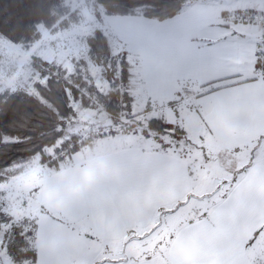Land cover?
Here are the masks:
<instances>
[{"label":"crops","instance_id":"obj_1","mask_svg":"<svg viewBox=\"0 0 264 264\" xmlns=\"http://www.w3.org/2000/svg\"><path fill=\"white\" fill-rule=\"evenodd\" d=\"M243 8L264 10V0H186L179 14L164 20L103 14L99 26L113 52L124 53L132 65L136 119L171 110L173 119L166 120L182 126L187 139L216 150L263 140L264 74L257 72V46L264 31L227 16ZM105 137L74 152L60 170L41 172L42 208L31 217L37 222L35 264H86L101 256L119 264L110 256L123 250L125 234L150 227L190 192V163L171 145H157L145 133L136 143L99 144ZM247 166L235 198L238 222L223 239L202 234L178 241L183 223L164 241L168 264H253L246 249L264 226V161Z\"/></svg>","mask_w":264,"mask_h":264},{"label":"trees","instance_id":"obj_2","mask_svg":"<svg viewBox=\"0 0 264 264\" xmlns=\"http://www.w3.org/2000/svg\"><path fill=\"white\" fill-rule=\"evenodd\" d=\"M185 2L93 0L99 22H103V14H139L164 20L179 14ZM80 17V10L73 9L66 0H0V37L30 46L42 38L41 26L51 31L68 29L79 22ZM86 43V54L73 58L75 69L70 71L62 62L34 56L39 77L32 81L31 87L26 82L0 91V182L21 173L25 164L37 155L40 163L58 171L74 152L93 145L101 137L120 132L139 130L167 147L170 143L164 140V134L171 131L176 145L182 137L187 142L184 128L162 116L149 119L147 127L140 128L142 122L135 118L138 113L134 111L132 65L124 53L113 52L102 26H97L86 36ZM91 63L102 68L109 87L103 88L96 82L90 70ZM91 95L96 97V102ZM75 103L79 109L100 108L99 111L107 113L106 121L112 124L86 135L72 132L70 125L79 114ZM12 219L0 211V231L1 222ZM36 229L37 222L31 217H23L12 224L7 246L16 262L27 260L35 264Z\"/></svg>","mask_w":264,"mask_h":264},{"label":"rangeland","instance_id":"obj_3","mask_svg":"<svg viewBox=\"0 0 264 264\" xmlns=\"http://www.w3.org/2000/svg\"><path fill=\"white\" fill-rule=\"evenodd\" d=\"M73 9L78 8L81 13L79 22L73 24L68 29L48 30L41 26L43 31L42 38L30 46L13 43L0 37V91L6 88H16L20 85L29 83L39 77V71L34 65V56H39L44 60L62 62L68 70L75 69L74 57H80L87 52L86 36L91 33L99 21L94 13L93 0H66ZM117 48H115V51ZM86 71V68H83ZM90 70L96 78V82L103 88L109 87V80L104 77L102 68L93 63ZM142 99H138L137 105L141 104ZM78 103H75L77 107ZM79 114L70 125L72 132H81L86 135L88 132L95 131L104 125L106 114L99 111L97 107L79 109ZM166 109L149 112L144 118L140 117L141 127H147L151 118L162 116L172 120L173 112L169 115L164 114ZM176 121V120H175ZM177 122V121H176ZM171 131L164 134V140L169 142L175 151L183 154L190 163L193 175L191 176L190 192H197L203 195L210 189L213 181L224 175L225 170L231 167L245 168L250 161H264V137L263 140L248 146H241L239 149L232 147L223 149H211L201 143H193L189 138L187 142L180 139L176 145L175 139L170 135ZM139 132H131L115 135H108L99 144H107L115 147L119 144L139 142ZM153 138L148 139V143L153 142ZM157 145H162L157 142ZM154 143V142H153ZM168 147V146H167ZM49 151L52 148H47ZM90 149L86 152H88ZM81 154V153H78ZM73 156V154H72ZM39 155L27 162L21 173L0 182V211L12 216L11 221L1 222L0 231V264H30V262H16L10 254L7 246V236L12 224L23 217H36L42 208L38 186L41 183V172L50 171L47 164L40 163ZM70 160V158H68ZM68 160V161H69ZM193 177L196 179L193 180ZM178 202L169 206V209L176 207ZM159 219V223L157 221ZM185 215L179 210L176 213L166 211L163 218L154 220L148 228H137L134 232L125 234V239L121 243L123 250L118 252L111 259H117L119 264H168L164 241H167L175 231L185 223ZM142 236V237H141ZM141 237V242L128 246L127 242ZM253 245L246 249L247 255L254 262L261 254H264V236L258 238Z\"/></svg>","mask_w":264,"mask_h":264},{"label":"snow or ice","instance_id":"obj_4","mask_svg":"<svg viewBox=\"0 0 264 264\" xmlns=\"http://www.w3.org/2000/svg\"><path fill=\"white\" fill-rule=\"evenodd\" d=\"M251 163L252 161H250ZM248 167L236 168L233 166L226 169L224 175L213 181L210 189L203 195L195 191L188 192L175 208L169 209L171 213H176L179 210L181 214L185 215L184 232L177 235L178 241L184 236L199 237L202 234L224 238V234L231 229L234 223L238 222L235 198L242 187ZM195 179L193 177V180ZM69 214L71 215V210H69ZM29 231L31 230L29 229ZM261 236H264V226L257 229L247 243L252 244L254 249V242ZM86 264H109V261L107 257L101 256L87 261ZM228 264H247V262L229 261ZM253 264H264V254H261Z\"/></svg>","mask_w":264,"mask_h":264},{"label":"built area","instance_id":"obj_5","mask_svg":"<svg viewBox=\"0 0 264 264\" xmlns=\"http://www.w3.org/2000/svg\"><path fill=\"white\" fill-rule=\"evenodd\" d=\"M233 22H246L258 25L264 31V10L262 9H240L232 10L227 15ZM257 72L264 74V42L261 41L257 46ZM86 91V90H84ZM96 102L94 95L90 96ZM120 127V126H119Z\"/></svg>","mask_w":264,"mask_h":264}]
</instances>
